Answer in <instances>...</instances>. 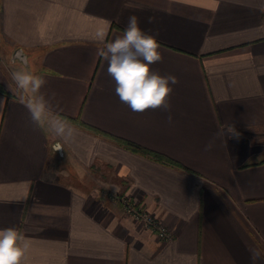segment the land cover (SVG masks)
<instances>
[{
  "label": "crops",
  "instance_id": "0c3cea01",
  "mask_svg": "<svg viewBox=\"0 0 264 264\" xmlns=\"http://www.w3.org/2000/svg\"><path fill=\"white\" fill-rule=\"evenodd\" d=\"M132 15L159 42L151 70L177 80L169 111L133 112L98 55ZM18 48L38 94L12 79ZM36 95L67 139L51 113L32 120L21 99ZM261 127L264 0H0V228L25 237V264H264Z\"/></svg>",
  "mask_w": 264,
  "mask_h": 264
},
{
  "label": "clouds",
  "instance_id": "9594fccd",
  "mask_svg": "<svg viewBox=\"0 0 264 264\" xmlns=\"http://www.w3.org/2000/svg\"><path fill=\"white\" fill-rule=\"evenodd\" d=\"M159 48L156 37L142 30L138 18L132 15L128 17L123 35L106 42L98 50V55L107 62L108 75L116 83V95L133 112L142 113L157 108L170 110L167 101L172 92L170 85L176 84L177 80L174 76H162L151 70V65L162 59ZM23 63L26 64L27 61ZM12 79L18 88H30L34 94H38L44 84L41 77L26 71L13 72ZM21 103L37 125L51 113L47 118L50 130L56 136L68 138L71 133L70 126L52 113L43 95H36L34 100L21 99ZM167 119L171 122V115ZM231 133H234V129ZM211 148V143L205 145V151ZM27 246L25 237L16 228H0V264H25ZM252 259L255 264L257 256L254 254Z\"/></svg>",
  "mask_w": 264,
  "mask_h": 264
},
{
  "label": "built area",
  "instance_id": "2783aa9c",
  "mask_svg": "<svg viewBox=\"0 0 264 264\" xmlns=\"http://www.w3.org/2000/svg\"><path fill=\"white\" fill-rule=\"evenodd\" d=\"M124 212L144 228L156 234L160 239L171 237L168 227L160 221L146 206L135 203L127 196L120 197Z\"/></svg>",
  "mask_w": 264,
  "mask_h": 264
},
{
  "label": "rangeland",
  "instance_id": "374dc122",
  "mask_svg": "<svg viewBox=\"0 0 264 264\" xmlns=\"http://www.w3.org/2000/svg\"><path fill=\"white\" fill-rule=\"evenodd\" d=\"M11 63H13V66H17V67H20V69L23 71V72H32L31 70V67L24 64L22 60L18 59V58H15V59H12L11 58ZM29 64V62H28ZM255 134L257 138H260L264 141V127H261L259 128L258 130L255 131Z\"/></svg>",
  "mask_w": 264,
  "mask_h": 264
},
{
  "label": "trees",
  "instance_id": "16d2710c",
  "mask_svg": "<svg viewBox=\"0 0 264 264\" xmlns=\"http://www.w3.org/2000/svg\"><path fill=\"white\" fill-rule=\"evenodd\" d=\"M123 145L127 146L128 148L132 149V150H135V151H138V152H141V153H144V154H150L151 156H153L154 158H157V159H160L162 160L163 157L157 155V154H153V153H149V151H146L144 149H142L141 147L133 144V143H130V142H122Z\"/></svg>",
  "mask_w": 264,
  "mask_h": 264
},
{
  "label": "water",
  "instance_id": "95a60500",
  "mask_svg": "<svg viewBox=\"0 0 264 264\" xmlns=\"http://www.w3.org/2000/svg\"><path fill=\"white\" fill-rule=\"evenodd\" d=\"M15 58H18L22 61H27L26 65H28V59H27V54L23 51L22 48H18L16 49L15 53H14V56H13V59Z\"/></svg>",
  "mask_w": 264,
  "mask_h": 264
}]
</instances>
